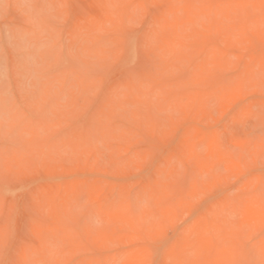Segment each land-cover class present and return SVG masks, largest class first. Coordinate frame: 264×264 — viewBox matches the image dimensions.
Masks as SVG:
<instances>
[{
	"label": "rangeland",
	"instance_id": "obj_1",
	"mask_svg": "<svg viewBox=\"0 0 264 264\" xmlns=\"http://www.w3.org/2000/svg\"><path fill=\"white\" fill-rule=\"evenodd\" d=\"M194 1L0 0V264H264V0Z\"/></svg>",
	"mask_w": 264,
	"mask_h": 264
},
{
	"label": "bare ground",
	"instance_id": "obj_2",
	"mask_svg": "<svg viewBox=\"0 0 264 264\" xmlns=\"http://www.w3.org/2000/svg\"><path fill=\"white\" fill-rule=\"evenodd\" d=\"M179 1H180L179 4H181V3H182V2H181L182 0H179ZM187 1H188V0H187ZM192 1H194V0H192ZM212 1H214V0H211V2H212ZM231 1H232V0H231ZM176 2H177V1H175V3H174L175 5H176ZM194 2H195V1H194ZM194 2H193V3H194ZM214 2H215V1H214ZM226 2H227V1H226ZM233 2H236V1H233ZM233 2H231V6H234L233 4H235V3H233ZM243 2H245V1H243ZM185 3H186V2H185ZM187 3H188V2H187ZM191 3H192V2H191ZM193 3H192V4H193ZM195 3H197V2H195ZM198 3H199V2H198ZM198 3H197V4H198ZM215 3H216V2H215ZM215 3H214L213 8L215 7ZM232 3H233V4H232ZM220 4H224V3H220ZM227 4H228V3H226V5H227ZM261 4H262V7L264 8V1H261ZM165 5H166V4H165ZM165 5H164V7H165ZM167 5H168V3H167ZM224 5H225V4H224ZM244 5H245V4H244ZM192 6H193V5H192ZM192 6H191V7H192ZM195 6H196V5H195ZM228 6H229V5H228ZM238 6H240V5H238V4L236 3V4H235V7L238 9V11H240L239 9H242V10L244 9V8H242V7H241V8H238ZM241 6H242V5H241ZM247 6H248V7H251V6H249V5H247ZM244 7H245V6H244ZM248 7H246V8H248ZM166 8H167V7H166ZM195 8H196V7H195ZM195 8H194V9H195ZM261 9H262V8H260V11H261ZM178 10H180V8H179ZM262 10H263V9H262ZM180 11L183 12V10H180ZM202 11H203V10H202ZM248 11H249V12H252L251 10H248ZM166 12H167V11H165V13H163V14H166ZM182 12H181V14H182ZM231 12H233V10H232ZM242 12H243V11L238 12V15H237V13H236V17H233V15L235 14V12H234V14L232 13V14H230V15L235 19V22L237 21V19H238V21H239V20L241 21V18L239 19V16L242 15V17H243V14H246V13H244V12H246L245 9H244V12H243V13H242ZM261 12H263V11H261ZM217 13H219V11H218ZM239 13H240V15H239ZM171 14H173V13H169V15H168L169 18H170V16H171ZM190 14H191V13H190ZM208 14H209V13H208ZM210 14H212V12H211ZM253 14H254V13H252L251 18H252V16H253ZM249 15H250V14H249ZM173 16H174V14H173ZM177 16H178V15H177ZM184 16H185V15H184ZM195 16H196V15H195ZM212 16H214V15L212 14ZM217 16H218V15H217ZM219 16H220V15H219ZM234 16H235V15H234ZM237 16H238V17H237ZM246 16H247V15H246ZM246 16H245V17H246ZM254 16H256V15H254ZM254 16H253V17H254ZM200 17H201V16H200ZM245 17L242 18V19H243V20H244V19L248 20V19L245 18ZM248 17H249V16H248ZM179 18H180V17H179ZM211 18H212V17H211ZM236 18H237V19H236ZM212 19H213V18H212ZM229 19H231V17H230ZM191 20L193 21V19H191ZM223 20H224V19H223ZM243 20H242V21H243ZM261 20H262V19H261ZM194 21H195V20H194ZM194 21H193V22H194ZM209 21H210V20H208V22H209ZM227 21L229 22V21H233V20L231 19V20H227ZM244 21H245V20H244ZM244 21H243V23H244ZM210 22H211V21H210ZM215 22H216V21H215ZM233 22H234V21H233ZM235 22H234V23H235ZM263 22H264V19H263ZM161 23H162V22H161ZM173 23H174V22H173ZM188 23H189V22H188ZM188 23H187V24H188ZM220 23H221V22H220ZM222 23L224 24V22H222ZM230 23H231V22H230ZM158 24H159V23H158ZM236 24H238V23L236 22ZM180 25H181V24H180ZM182 25H183V24H182ZM190 25H191V24H190ZM245 25H246V24H245ZM251 25H253V22H252ZM237 26H238V25H237ZM246 26H247V25H246ZM260 26H261V25H260ZM173 27H174V26H173ZM178 27H179V26H178ZM169 28H170V27H169ZM224 28H226V27H224ZM247 29H248V28H247ZM249 29H250V28H249ZM251 29H252V28H251ZM254 29H255V28H254ZM229 30H230V29H229ZM236 30H237V28H236ZM240 30H242V29L240 28ZM243 30H244V28H243ZM223 31H224V30H223ZM225 31L228 32V30H226V29H225ZM160 32H161V30H160L158 33H160ZM165 32H167V30H166ZM171 32H172V31H171ZM221 32H222V31H221ZM217 33H218V32H217ZM217 33H216V34H217ZM240 33H241V32H240ZM261 33H262V32H261ZM164 34H165V33H164ZM167 34H168V32H167ZM159 35H160V34H159ZM165 35H166V34H165ZM165 35H164V36H165ZM197 35H198V34H197ZM224 35H225V34H224ZM232 36H233V35H232ZM157 37H158V36H157ZM175 38H176V37H175ZM262 38H263V36H262ZM158 39H161V38H158ZM168 39H169V38H168ZM177 40H180V39H176V41H177ZM186 40H187V39H186ZM219 40H220V38H219ZM174 41H175V40H174ZM176 41H175V42H176ZM180 41H181V40H180ZM187 42H188V41H187ZM217 42H218L217 44H218V46H219V43H221V41H218V39H217ZM259 42H260V41H259ZM191 43H192V42H191ZM200 43H201V42H200ZM179 44L181 45L180 42L177 43V45H179ZM184 44H185V43H184ZM192 44H193V43H192ZM177 45H176V47H177ZM201 45L204 46V43H202ZM220 45H221V44H220ZM262 45H263V44H262ZM181 46H182V45H181ZM183 46H184V45H183ZM261 49H263L262 52H264V45H263V47H262ZM260 51H261V50H260ZM236 53H237V52H236ZM217 55H218V54H217ZM261 55H262V53H261ZM223 57H224V55H223ZM223 57H222V58H223ZM256 57H257V56H256ZM164 59H165V58H164ZM212 59H213V58H212ZM241 59H242V58H241ZM255 59H256V58H255ZM262 59H263V58H262ZM221 60H222V59H221ZM252 60H253V62H254V59H252ZM263 60H264V59H263ZM203 61H205V60H203ZM251 62H252V61H251ZM258 62H259V60H258ZM258 62H257V63H258ZM223 63H224V62H223ZM200 64H201V63H200ZM238 64H240V63L238 62ZM203 66H204V65H203ZM239 66H241V65H239ZM257 66H258V65H257ZM251 68H252V67H251ZM260 68H261V67H260ZM260 68H259V69H260ZM262 68H263V70H264V67H263V66H262ZM198 69H200V68H198ZM198 69H197V70H198ZM211 69H212V70H211L210 74H209V75L207 74L208 77H209L211 74H212L211 77L214 76V74H213L212 72H214L213 70H215V69H213V68H211ZM239 69H240V68H239ZM197 70H196V71H197ZM207 70H208V69H207ZM209 70H210V69H209ZM263 70H262V71H263ZM249 71H250V70H249ZM262 71H259V72H260V74L264 75V73H261ZM146 72H147V71H146ZM255 72H256V70H255ZM255 72H254V73H255ZM259 72H257V73H259ZM147 73H148V72H147ZM161 73H163V72H161ZM161 73H159V75H161ZM205 73H206V72H205ZM153 74H154V73H153ZM215 74H216V73H215ZM242 74H244V72H242ZM247 74H249V73L247 72ZM260 74H259V75H260ZM146 75H147V74H146ZM150 75H151V73H150ZM150 75H148V77H149ZM155 75H157V74H155ZM257 75H258V74H257ZM203 76H204V75H203ZM205 76H206V75H205ZM235 76H236V75H235ZM249 76H250V75H249ZM249 76H248V77H249ZM252 76H253V75H252ZM142 77H143V76H142ZM146 77H147V76H146ZM154 77H155V76H154ZM196 77H197V76H196ZM262 77H263V76H262ZM157 78H158V77H157ZM202 78H203V77H202ZM215 78H216V79L218 78L217 75H216ZM230 78H231V77H230ZM238 78H239V77H238ZM238 78L236 77V80H237ZM245 78L248 79L247 76H246ZM251 78H252V77H251ZM159 79H161V78H159ZM163 79H165V78H163ZM163 79H162V80H163ZM187 79H188V78H187ZM147 80H148V79H147ZM156 80H157V79H156ZM165 80H167V78H166ZM170 80H171V79H170ZM204 80H207V79H204ZM219 80H220V78L217 80V82H216L217 84H218V81H219ZM225 80H226V79H225ZM148 81L150 82V81H152V79H151V80H148ZM163 81H164V80H163ZM168 81H169V80H168ZM211 81H212V80H211ZM220 81H221V80H220ZM229 81H230V80H229ZM229 81H228V83H229ZM201 82L203 83V82H206V81L201 80ZM201 82H200V83H201ZM208 82H210V80H208ZM213 82H215V79H214ZM213 82H212V83H213ZM223 82H224V81H221L222 84H223ZM238 82H239V81H238ZM152 83H153V81H152ZM152 83H151V84H152ZM170 83H171V82H170ZM173 83H174V82H173ZM221 83H220V84H221ZM230 83H231V82H230ZM240 83H241V82H240ZM147 84H148V82H147ZM162 84H163V83H162ZM162 84L160 85V82H159V86H162ZM176 84H177V83H176ZM185 84H188V85H187L188 87H189V85H191L190 82H189V83H184V85H185ZM192 84H193V83H192ZM196 84H198V85L201 86V84H199V83H196ZM203 84H204V83H203ZM207 84H208V83L206 82L205 85H202V87H204V86L207 87V86H208ZM209 84H210V83H209ZM213 84H214V86H217V84H216V85H215V83H213ZM213 84H211L212 86L210 85L209 88H207V89H210V87H211V91H213V90H212V88H214V87H213ZM238 84H239V83H238ZM153 85H154V84H153ZM155 85H157V84H155ZM180 85H182V84H180ZM184 85H183V86H184ZM218 85H219V84H218ZM157 86H158V85H157ZM164 86H165V82H164ZM168 86L170 87V85H168ZM171 86H172V85H171ZM185 86H186V85H185ZM200 86H198V87H200ZM223 86H224V84H223ZM151 87H152V86H151ZM155 87H156V86H155ZM178 87H182V86H179V85H178ZM178 87H177V88H178ZM198 87H197V85H196V88H198ZM202 87H200V88H202ZM221 87H222V86H221ZM130 88H131V87H130ZM158 88H159V87H158ZM162 88H164V87H162ZM193 88H194V86H193ZM224 88H225V87H224ZM154 89H155V88H154ZM156 89H157V88H156ZM167 89H170V88H167V87H166V90H167ZM180 89H181V88H180ZM184 89H185V88H184ZM191 89H192V88H191ZM205 89H206V88H205ZM205 89L202 88V92H201V89H199V93H198V91H197V93H198L199 95L202 93V95H203V93H204L203 90H205ZM215 89H216V88H215ZM234 89H236V87H235ZM238 89L240 90V87H239ZM238 89H237V91H238ZM163 90H164V89H163ZM166 90H165V91H166ZM188 90H189V89H188ZM188 90H187V91L185 90V92H186V93H190V91H191V93H192L191 95L194 94V93L192 92V90H189V92H188ZM222 90H223V87H222ZM231 90H232V89H231ZM155 91H156V90H155ZM170 91H172V90H170ZM180 91H181V90H180ZM180 91H179V92H180ZM182 91H183V90H182ZM193 91L195 92V90H193ZM208 91H209L208 94H210V90H208ZM217 91H218V89H217ZM130 92H131V91H130ZM130 92H128V94H129ZM206 92H207V91H206ZM206 92H205V93H206ZM224 92H225V90H223V93H224ZM238 92H239V91H238ZM238 92H237V93H238ZM131 93H132V92H131ZM131 93L129 94L130 96H131ZM162 93H164V92H162ZM167 93L169 94V92H167ZM176 93H177V91H176ZM205 93H204V94H205ZM227 93H228V92H227ZM227 93H226V94H227ZM178 94H179V93H178ZM182 94H183V93H182ZM230 94H231V93H230ZM126 95H127V94H126ZM132 95H133V93H132ZM165 95H166V94H165ZM170 95H171V94H170ZM170 95H169V96H170ZM199 95H198V98L200 97ZM206 95H207V93H206ZM213 95H215V92H213ZM219 95H220V94H219ZM219 95H217V96H219ZM127 96H128V95H127ZM181 96H182V95H181ZM181 96H180V97H181ZM184 96H186V95H184ZM184 96H183V97H184ZM189 96H190V95H189ZM203 96H205V95H203ZM203 96H202V97H203ZM208 96H209V95H208ZM226 96H228V95H226ZM226 96H225V93H224L223 96H222L223 100L226 98ZM163 97H165V96H163ZM180 97H179V99H180ZM183 97H182V98H183ZM195 97H196V96H195ZM195 97L193 96V98H195ZM210 97H211V96H210ZM213 97L215 98V96H213ZM219 97H221V96H219ZM230 97H231V95H230ZM230 97H227V98L230 99ZM184 98H187V97H184ZM190 98H192V97L190 96ZM190 98H189V99H190ZM204 98H205V97H204ZM214 98H212V99H214ZM227 98H226V99H227ZM164 99H165V98H164ZM175 99H176V97H175ZM179 99H178V101H179ZM199 99H201V98H199ZM217 99H218V98H217ZM184 100H185V99H184ZM184 100H181V99H180V103L183 104ZM196 100H197V98H196ZM206 100H207V99H206ZM214 100H215V99H214ZM221 100H222V99H221ZM223 100H222V101H223ZM192 101H193V100H191V102H190L191 105L189 104V106H193ZM202 101H204V100L202 99ZM216 101H217V100H216ZM224 101H225V100H224ZM194 102H195V101H194ZM196 102H197V101H196ZM204 102H205V101H204ZM214 102H215V101H214ZM218 102H220V98H219V101H218ZM218 102H217V104H218ZM176 103H177V99H176ZM178 103H179V102H178ZM180 103H179V104H180ZM173 104H174V103H173ZM181 104H180V105H181ZM183 105H184V104H183ZM176 106H177V105H176ZM176 106H175V109H178L179 106H178V108H176ZM207 106H208V105H207ZM207 106H205V108H206ZM207 108H208V107H207ZM208 109H209V108H208ZM115 115H116V113H115ZM126 119H127V118H126ZM127 120H129V119H127ZM166 120H168V119H166ZM120 122H122V119H121ZM164 122H165V121H164ZM164 122H161V124H163ZM111 125H112V124H111ZM103 126H106V125H103ZM103 126H101L102 129L105 128V127H103ZM102 129H100L101 132H103ZM106 129H108L107 126H106ZM103 130H104V129H103ZM173 130H174V129H173ZM107 131H109V130H107ZM107 131H106V132H107ZM172 132H173V131H172ZM191 132L193 133V131H191ZM107 133H108V132H107ZM100 134H101V133H100ZM108 135L110 136V134H108ZM105 136H106V135H105ZM107 138H108V136H107ZM110 138H111V137H110ZM110 138H109V139H110ZM105 140H108V139H105ZM110 140H111V139H110ZM195 140H196V139H195ZM196 142H197V141H196ZM203 144H205V143H203ZM214 144H217V143H214ZM229 145H231V144H229ZM185 146H186V145H185ZM195 146H196V145H195ZM197 146H198V145H197ZM200 146H201V145H200ZM206 146H207V147H206ZM206 146H205V148H204V146H203V148H204V150L207 151V150H208V145L206 144ZM230 147H231V146H230ZM232 147H233V150H234L235 147H234V146H232ZM232 147H231V148H232ZM196 149H197V148H196ZM199 149H200V147H199ZM199 149H198V150H199ZM204 150L201 149L200 151L204 152ZM230 150H231V149H230ZM196 152H197V151H196ZM213 152H215V150H213ZM233 152H234V151H233ZM233 154H234V153H233ZM176 155H177V153H176ZM187 155H188V154H187ZM204 155H205V154H204ZM209 155H210V154H209ZM174 156H175V155H174ZM183 156H184V155H183ZM206 156H207V155H206ZM215 156H216V155H215ZM178 157H179V153H178ZM181 157H182V156H181ZM210 157H211V156H210ZM216 157H217V156H216ZM229 157H230V156H229ZM179 158H180V157H179ZM182 158H183V157H182ZM182 158H180V159H182ZM214 158H215V157H214ZM171 159H172V157H171ZM190 159H191V158H190ZM193 159H194V157H193ZM183 160H184V159H182V160H180V161H183ZM188 160H189V159H188ZM177 161H178V160H177ZM180 161L178 162V164L180 163ZM190 161H193V160H190ZM190 161H189V162H190ZM230 161H232V160H229V161L226 160L225 162H226L227 165H228V163H229V164L231 163ZM193 162H194V161H193ZM191 163H192V162H191ZM191 163H190V164H191ZM170 164H171V163L168 164V167L170 166ZM180 164H182V163H180ZM183 164H184V163H183ZM190 164H188V165L190 166ZM221 164H222V163H221ZM231 164H234V163H231ZM184 165H185V164H184ZM191 165H192V164H191ZM178 166H179V165H178ZM181 166H183V165H181ZM219 166H220V165H219ZM228 166H229V165H228ZM233 166H234V165H233ZM184 167H185V166H184ZM184 167H183V168H184ZM186 167H187V166H186ZM196 167H197V166H196ZM217 167H218V165L216 166V170H217V171H218V170H221V169H222L221 171H224V172L227 171V170H226L227 168L225 169L223 166H221L222 168L219 167L218 169H217ZM229 167H230V166H229ZM178 168H179V167H178ZM190 168H191V166H190ZM223 168H224L225 170H224ZM196 169H197V168H196ZM213 169H214V168H212V171H210L211 168H210V170H209V172L212 173V175H213L215 172H217V171L214 172ZM176 170H178V169L176 168ZM184 170H185V169H184ZM184 170H181V172L184 171ZM192 170H193V169H192ZM197 170H198V169H197ZM203 170H204V169H203ZM193 171H194V170H193ZM184 172H185V171H184ZM209 172H205V173H203V174H206V175L210 176L211 174H209ZM173 174L175 175V178H172V177H171L172 180H173V179H174V180H175V179L177 180L176 176L178 177L180 174H179V175H176L177 173L175 174V172H174ZM212 175H211V176H212ZM219 175H220V173H219ZM219 175H217V176H219ZM194 176H195V177H194ZM213 176H215V174H214ZM193 178H196V175H193ZM167 180H168V178H167ZM173 182H174V186H175V184L178 183V180H177V181H173ZM175 182H177V183H175ZM192 182H194V181H192ZM197 183H200V184H201V182H199L198 179H197ZM200 184H198V187H200V189H201L202 186H199ZM152 185H153V184H152ZM84 186H85V185H84ZM174 186H173V187H174ZM179 186H180V185H179ZM179 186H178V184H177V187H179ZM182 186H183V185H182ZM189 186H190V185H189ZM189 186H188V187H189ZM251 186H252V185H251ZM167 187H168V186H167ZM173 187H170V186H169L168 189H166V190H169V189H170L169 192H168V193H170V195H171V192H173V190H172ZM180 187H181V186H180ZM180 187H179V188H180ZM184 187H185V186H184ZM190 187H191V186H190ZM85 188H86V187H85ZM154 188H155V187H154ZM186 188H187V187H186ZM186 188H185V191H187ZM183 189H184V188H182V190L179 189V190H180L179 192L181 193V192L183 191ZM198 189H199V188H198ZM171 190H172V191H171ZM189 190H190V189H189ZM174 192H175V194H174V195L172 194V196H169V198L175 196V199H177V198H176L177 196H178V198L180 197L179 195L176 194V192L178 193V188H177V191H176L175 188H174ZM114 193H115V192H114ZM184 193H185V192H184ZM184 193H183V194H184ZM140 194H141V192H140ZM242 195H243V194H242ZM242 195L240 196V194H239V197H240L241 201H243V200H242ZM56 196H57V195H56ZM96 196H97V194H96ZM243 196H245V195H243ZM246 196H247V195H246ZM87 197H88V196H87ZM128 197H129V196H128ZM128 197H127V199H128ZM137 197H138V196H137ZM144 197H145V195H144ZM152 197H153V196H152ZM152 197H151V199H152ZM54 198H55V197H54ZM57 198H58V197H56L55 200H56ZM116 198H117V197H116ZM155 198H156V196H155ZM155 198H153V199H155ZM167 198H168V197H167ZM180 198H181V197H180ZM244 198H245V197H244ZM51 199H52V198H51ZM144 199H145V198H144ZM164 199H165V198H161V200L166 201V199H165V200H164ZM172 199H174V198H172ZM181 199H182V198H181ZM237 199H238V197H236V199H233V201H231V203L234 202V200H236V201H237V204H236L237 206H238V203H239V206L236 207V209L239 208V210H238L239 212H240V211H246L245 208L243 209L242 207H240V206H243V205H241V201L238 202ZM82 200H83V199H82ZM84 200H85V199H84ZM87 200H89L88 203H90V199H87ZM130 200H131V198H130ZM139 200H140V199H139ZM146 200H149V199H146ZM56 201H57V200H56ZM114 201L116 202V201H118V200H114ZM142 201H144V200H142ZM168 201H170V199H169ZM246 201H247V200H245V202H246ZM92 202H93V201H92ZM123 202H124V201H123ZM130 202H131V201H130ZM57 203H58V202H57ZM79 203H80V201H79ZM94 203H95V202H94ZM138 203H139V201H138ZM166 203H167V202H166ZM166 203H165V205L167 206L168 203H167V204H166ZM231 203H230V204H231ZM95 204H96V203H95ZM160 204L163 205L164 202H163V203L160 202ZM233 204H234V203H233ZM233 204H232V205H233ZM242 204H243V202H242ZM140 205H141V203H140ZM236 205H235V206H236ZM244 205H245V204H244ZM70 206H71V205H70ZM116 206H117V202H116ZM138 206H139V205H138ZM158 206H159V205H158ZM233 206H234V205H233ZM57 207H58V206H57ZM59 207H60V206H59ZM119 207H121V206H119ZM129 207L131 208V203H130V206H129ZM162 207L164 208L165 206L163 205ZM230 207H231V205H230ZM115 208H116V207H115ZM124 208H125V207H123L122 210H124ZM141 208H142V207H141ZM241 208H242V210H240ZM126 209H128V208H126ZM161 209H162V208H161ZM127 211H128V210H127ZM231 211H232V210H231ZM120 212H121V210H120ZM140 212H142V211L140 210ZM239 212H238V213H239ZM123 213H124V212H123ZM145 213H147V212H145ZM241 214L243 215L242 212H240V215H241ZM234 215H235V214H234ZM234 215H233V216H234ZM257 215H258V214H257ZM235 216H236V219H237V215H235ZM221 218H222V217H221ZM107 220H108V218H107ZM110 220H112V219L110 218L108 221H106V223L109 224V223H110ZM230 220L232 221V220H234V219H230ZM221 221H223V220H221ZM62 222H63V221H62ZM62 222H61V223H62ZM216 222H217V221H216ZM216 222H215V223H216ZM218 222H219V223H222V222H220L219 220H218ZM222 224H223V223H222ZM222 224H220V226H221ZM227 224H228V223H227ZM231 224L234 225V223H231ZM197 225H198V224H197ZM61 226H62V225H61ZM208 226H209V225H208ZM56 227H57V226H56ZM59 227H60V226H59ZM197 227H198V226H197ZM67 229H68V228H67ZM67 229H66V231H67ZM201 229H205V228H201ZM207 229H208V228H207ZM240 230H241V231H240ZM240 230L238 229V231H239V234L237 233L238 235H240V233L242 234V228H240ZM236 231H237V230H236ZM55 232H56V231H55ZM195 232H196V231H195ZM208 232H209V231H208ZM208 232H205V233L203 234V236H204V235H205V236L208 235V234H207ZM57 233H59V232H57ZM231 233L235 234V231H232ZM193 234H194V233H193ZM193 234H192V235H193ZM227 234H228V233H227ZM228 235H229V236H232V235H230V234H228ZM238 235H236L235 238H238V237H239ZM237 236H238V237H237ZM240 237H241V235H240ZM201 239H202V238H201ZM238 239L240 240V238H238ZM238 239H237V240H238ZM263 240H264V239H263ZM204 241H206V240H204ZM218 241H219V240H217V242H218ZM221 241H222V240H221ZM224 241H225V240H224ZM44 242H46V241H44ZM213 242H214V240H213ZM217 242H214V246H213V247L215 248V250H216V248L219 249L221 246L225 245V244L222 245V244L220 243L221 246H218V245L216 244ZM229 242H230V240H229ZM207 243H208V242H207ZM222 243H225V242H222ZM226 243L228 244L227 240H226ZM193 245H194V244H193ZM211 245H212V244H211ZM215 245L218 246V247H215ZM256 246H257V245H255V247H256ZM188 247H189V246H188ZM241 247H242V245H241ZM190 248H192V247H189V249H190ZM206 248H207V247H206ZM211 251H212V250H211ZM209 253H210V252H208V253L206 252V254H209ZM201 254H202V253H201ZM125 255H126V254H124L122 258H124ZM195 255H197V254H195ZM172 258H173V257H172ZM180 258H182V257H180ZM196 258H197V257H196ZM199 258H200V257H199ZM118 259H119V258H118ZM118 259H117V260H118ZM124 259H125V258H124ZM202 259H203V258H202ZM132 260H133V259H132ZM125 261H126V259H125ZM129 261H130V260H129ZM123 262H124V260H123ZM183 262L185 263V259H184ZM183 262H182V263H183ZM261 262H263V261H261ZM115 263H116V261H115ZM132 263H133V262H131V261L128 262V263L126 262V264H132ZM116 264H117V263H116Z\"/></svg>",
	"mask_w": 264,
	"mask_h": 264
}]
</instances>
